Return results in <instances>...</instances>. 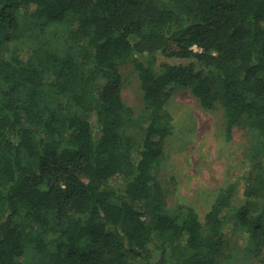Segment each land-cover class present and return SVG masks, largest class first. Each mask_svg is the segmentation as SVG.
Segmentation results:
<instances>
[{"label":"trees","instance_id":"1","mask_svg":"<svg viewBox=\"0 0 264 264\" xmlns=\"http://www.w3.org/2000/svg\"><path fill=\"white\" fill-rule=\"evenodd\" d=\"M172 86L250 132L202 217L157 174ZM0 264H264V0H0Z\"/></svg>","mask_w":264,"mask_h":264},{"label":"rangeland","instance_id":"2","mask_svg":"<svg viewBox=\"0 0 264 264\" xmlns=\"http://www.w3.org/2000/svg\"><path fill=\"white\" fill-rule=\"evenodd\" d=\"M122 72L123 99L138 112L143 105L138 77L131 64ZM165 108L172 130L164 142L158 177L169 205L185 203L202 217L218 189L241 173L242 150L250 132L233 127L228 138L220 109L201 108L184 87L170 88Z\"/></svg>","mask_w":264,"mask_h":264}]
</instances>
